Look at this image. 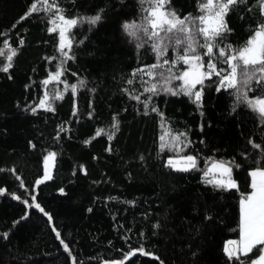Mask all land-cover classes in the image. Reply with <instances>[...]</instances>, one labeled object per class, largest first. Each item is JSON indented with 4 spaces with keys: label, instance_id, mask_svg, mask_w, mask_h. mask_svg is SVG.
<instances>
[{
    "label": "trees",
    "instance_id": "obj_1",
    "mask_svg": "<svg viewBox=\"0 0 264 264\" xmlns=\"http://www.w3.org/2000/svg\"><path fill=\"white\" fill-rule=\"evenodd\" d=\"M39 1L0 0V67L17 51L9 71H0V264H240L223 247L238 238L249 173L264 168V119L247 105L264 95V84L252 83L241 100L209 80L197 85L199 101L162 90L153 95L144 89H162L163 81L143 75L145 84L132 76L157 63L152 42L137 48L143 32L130 36L123 28L144 24L149 3L55 0L68 19L102 17L94 26L85 21L69 29L67 59L57 32L48 31L57 8L45 11ZM201 2L171 0L167 8L195 17ZM34 3L38 11L22 19ZM260 12V0L236 5L225 17L232 31L221 47H241L264 23ZM176 54L170 46L163 59ZM58 66L63 75L44 85ZM185 68L177 64L171 74ZM46 94L52 111L37 107ZM49 153L55 156L44 180ZM187 155L196 157V169L166 165ZM214 161L228 163L237 188L207 182ZM240 260L247 264L249 257Z\"/></svg>",
    "mask_w": 264,
    "mask_h": 264
},
{
    "label": "snow or ice",
    "instance_id": "obj_2",
    "mask_svg": "<svg viewBox=\"0 0 264 264\" xmlns=\"http://www.w3.org/2000/svg\"><path fill=\"white\" fill-rule=\"evenodd\" d=\"M145 2L151 5L146 10L145 23L139 26L135 22L132 24L125 23L123 28L130 36H136L137 31L143 32L146 39L137 43V48L144 47L149 41L152 42L151 49L156 55L157 63L146 66L147 71L145 68L136 69L132 76L140 75L141 82L146 84L147 81H143L142 77L143 75H148L157 79L158 82L163 81L165 86L162 89H158L157 84H152L151 87L144 89L146 92L153 95L159 94L160 90L171 95L182 93L190 97L195 96L196 100L199 101L203 89H197V85L203 86L205 80H209L216 84L217 91L222 89L235 90L237 100H241L245 97L244 90H250L252 83L257 85L264 84V23L257 25L252 35L241 47L233 49L230 44L221 47L228 33L232 31L228 27L225 17L236 5L245 3L246 0H202L199 5L202 15L193 17L189 14L183 18L174 10H168L167 5L170 4L171 0H141L142 4ZM43 4L47 6L44 9L45 11L57 8L55 0L51 4L49 0H43ZM260 8V14L264 17V0H260ZM37 11V5L34 3L31 5L30 12L22 19ZM54 15L56 19L49 21L53 26L48 31L51 33L59 30V51L67 59H72L67 52L63 51L65 47L71 48V42L66 35L68 30L85 21L89 25L94 26L102 19L100 14L92 17L68 19L60 14L58 8ZM57 20L59 23L56 22ZM4 43L7 44V41ZM20 44L22 45L23 41H20ZM170 46L177 53L175 58L173 60L163 59ZM199 49H204V52L201 53ZM16 54V49H11V55H7L8 63L0 67V71L5 73L9 71L12 67L11 61ZM205 57H207L206 61ZM177 64L188 65V68L182 72L171 74L173 67ZM219 64L227 65V68L219 67ZM165 65L168 67L165 68ZM154 69H164V71L157 73L152 71ZM165 72L171 75H165ZM62 75L63 69L58 66L57 71L51 73L48 79L43 81V84L48 85L51 81L58 80ZM214 77L216 78L215 80L213 79ZM172 80H179L182 83L176 86H168ZM83 83L81 81V84ZM128 83L132 84L133 80L130 79ZM71 87L75 91L76 86L72 85ZM55 98L63 99L59 94ZM132 98L140 99L139 96H133ZM144 103L147 109V101ZM247 103L253 112H256L261 119H264V95L248 99ZM37 107L44 108L46 111L53 110L47 94L39 101ZM31 111L35 113L36 108H32ZM152 111H157V109L153 107ZM113 127L118 129V122L114 123ZM97 135H100V132H97ZM180 135L184 134L181 133ZM178 138L175 137L174 139ZM161 139L163 140V137ZM255 147L258 148L260 146L255 145ZM54 156V153H49L45 157V161L47 162ZM180 162L184 163V166L177 167V171L187 172L197 168V159L194 156H184ZM180 162L169 160V165L175 167L176 163ZM215 169L221 171L223 178L215 182L209 180L207 181L208 183L218 188H237L235 181L231 179L232 168L228 163L214 161L205 175ZM250 176L252 177V191L240 200V239L238 241H227L224 253L230 261L235 259L240 261V264H246L245 261L240 260L241 254L249 257L247 264H264V168H257L251 171ZM45 178H50L47 172L45 173ZM36 183L37 185L43 183V179L38 180ZM61 192H63V189H61ZM0 194H3V190H0ZM32 199L35 200V197ZM24 202L27 203V201ZM35 207L44 212V209L38 203L35 204ZM44 214L48 215L47 213ZM21 219H24V217ZM49 219H51L50 216ZM4 235L6 237L7 233ZM59 236L60 233L57 232V238ZM65 250H68L67 245H65ZM136 251L142 252V249H137ZM251 255H256V258L251 259ZM115 264H123V262L117 261Z\"/></svg>",
    "mask_w": 264,
    "mask_h": 264
},
{
    "label": "rangeland",
    "instance_id": "obj_3",
    "mask_svg": "<svg viewBox=\"0 0 264 264\" xmlns=\"http://www.w3.org/2000/svg\"><path fill=\"white\" fill-rule=\"evenodd\" d=\"M39 3L42 5L43 8H46V7H47L46 5L43 4L42 1H39ZM202 14H203V13H202ZM202 14H201V15H202ZM56 22L59 23L58 20H57ZM52 26H53V25H52ZM68 31H69V30H68ZM56 32H57V35H58V48H59V46H60L59 30H57ZM66 35H67V33H66ZM67 49H68V48L65 47L63 51H66ZM185 67H186L185 69H187V68H188V65H185ZM56 82H57V80H53V81H51L50 83H56ZM171 83H172V81H171ZM181 83H182V81L176 80V85H179V84H181ZM247 105H248V103H247ZM248 107H249V105H248ZM249 109L251 110L250 107H249ZM255 113H256V112H255ZM181 158H182V157L169 158V159L166 160V165H167L168 167H170L171 169H173V170H176L177 167H183V166H184V163L180 162V161H181ZM169 160H172V161H174V162H180V163H176V166L173 167V166L169 165ZM46 163H49V164H50L49 160H48ZM211 165H212V164H210V165L208 166V168L206 169V172L208 171L209 168H211ZM205 176H206V178H208V180H211V181H213V182H215V181H217V180L223 178L222 173H221V171H220L219 169H215V170H213L212 172H208V174L205 175Z\"/></svg>",
    "mask_w": 264,
    "mask_h": 264
},
{
    "label": "water",
    "instance_id": "obj_4",
    "mask_svg": "<svg viewBox=\"0 0 264 264\" xmlns=\"http://www.w3.org/2000/svg\"><path fill=\"white\" fill-rule=\"evenodd\" d=\"M44 174H43V179L44 180H47V179H49V178H45V173L47 172V175H48V177H50V169H51V165L49 164V163H46L45 165H44ZM105 264H108V263H105ZM115 264V263H114Z\"/></svg>",
    "mask_w": 264,
    "mask_h": 264
},
{
    "label": "crops",
    "instance_id": "obj_5",
    "mask_svg": "<svg viewBox=\"0 0 264 264\" xmlns=\"http://www.w3.org/2000/svg\"><path fill=\"white\" fill-rule=\"evenodd\" d=\"M249 179H250V183H249V188H248V194L251 193V191H252V188H251L252 177L250 176V173H249ZM239 222H240V203H239ZM239 239H240V235H238V238L236 240L238 241ZM225 244H224V247H225ZM224 247H223V249H224Z\"/></svg>",
    "mask_w": 264,
    "mask_h": 264
}]
</instances>
